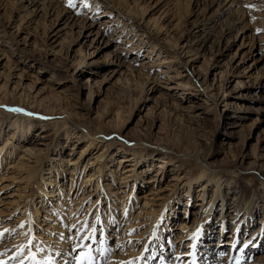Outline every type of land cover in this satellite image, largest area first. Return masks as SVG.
Masks as SVG:
<instances>
[{
  "label": "rangeland",
  "instance_id": "1",
  "mask_svg": "<svg viewBox=\"0 0 264 264\" xmlns=\"http://www.w3.org/2000/svg\"><path fill=\"white\" fill-rule=\"evenodd\" d=\"M0 1V5L2 4L1 6H3H0V22L11 25L9 33L13 38H16V40L19 41L21 47L26 46L29 50L36 52L37 55L39 54L38 56L43 60L44 66L56 70L57 74L59 73L58 75L61 76L60 80L62 81V90L68 87L72 88V75L75 78L78 77V81H80L81 85L86 83L82 94L79 95L80 103L84 104L86 107L91 104L95 111L101 114L105 112H119L122 114L121 122L128 124L127 132L129 136L127 138H133V136L130 135L133 133L132 135L143 141L144 144L153 143V135L159 131L158 128H154L153 121H157V123L161 125V131L159 134L160 140L158 142L162 146L174 150L175 155H177L174 161L178 163H175V165L178 166L179 164H182L183 169H186L180 174V177L182 178L181 181L171 180L175 172L174 169L171 170L172 167H169L166 177L164 176V178H162L163 181L161 183L163 188L166 187L168 181L171 180L170 186L167 187L168 190L163 193L167 199L160 207L159 212H157L158 214L154 217V221L149 225L146 234L141 236V244L136 249H133L130 246V243H132V241L129 240L130 237H123L124 234L128 235L124 230V227L130 224L132 220L131 218L138 209V204L142 201V195L148 190V185L145 183L148 179L153 177V174H155L158 162H155L150 169L151 171L148 172V175L144 176L145 180L142 181V184L144 183L147 187H144V185L143 187H139L140 189L137 190V197L134 195V200L138 198L136 203L137 206L130 214L128 211L124 220L120 218V213H122L121 208L128 210L129 204L135 202L134 200L128 199L127 203H122L121 198L115 195L116 190L119 188L114 190L111 197L109 196L110 199H107V196L105 195L110 191L104 186V180L105 175L111 173L110 171L105 172L101 169L100 172L102 173L100 179L96 181L94 180V182L96 185V182L99 181L100 183L97 192H101L103 189L104 193L98 196L100 199L98 204H94L93 199L89 201V204L95 205L93 210L100 209L99 211L102 214L96 216L93 221L89 218L88 222L89 228H92L93 226L95 227V242L91 244V255L94 258L95 264H194V262L195 264H264V259L260 262V259L264 257V232L263 236L260 235V225L258 224L261 220L260 218L264 217V209H261L260 213L255 214L248 212L245 213V211H242L240 214L236 212L237 215H235V212L228 209L227 213L220 215V208L218 206L215 208L216 210L214 214L209 206L206 208L204 206H198L200 205L199 203H201L198 202V200L200 199L199 195L202 188H199L198 185H194V196L191 193L188 194L190 198H193L191 200L193 205L190 204L187 209L185 203L177 205L175 210L178 215L174 217L169 226L165 228V221L162 220L166 215L170 214V206H173V204L175 205L177 199H180L178 194L184 181L183 177L185 176L186 171L191 172L192 175V173H198L201 171V166L205 167L207 165L212 170H224L225 172L219 174L220 177L224 176L231 181H237V183L244 189L246 188V191L248 192L252 189V185L258 186V180L255 175L244 174L243 170L247 171L248 168L239 166L234 168L232 166L234 163V161H232L233 156L238 154L241 150L240 141L237 140L227 146L225 150H229L231 153L230 156L226 157L224 150L218 151L219 143L225 140V136L222 135L225 124L223 122H218L214 113H206L204 111L203 102L193 100V94L198 93L199 97L200 93H202L203 87H199L195 81L192 82V76H187L188 72L180 70V68H182L181 64L177 66V63L176 66H173V68H176L177 70L170 72V76L176 77L179 75L181 78L178 80L183 79V82L188 85L184 93L181 94L179 91L183 98L181 100H173L164 90L165 84L163 82L165 77L161 78V71L165 66L164 64L159 67H151V69L141 70L140 68V64L147 62V60L155 61L157 58L161 59V56H158L157 54L158 52L153 51V44H157L159 48H162L163 51L169 53H171L170 49L174 51V48L176 47L177 49H180L182 46H187L190 49V53L187 55L183 54L181 57L185 62L189 61L194 63V79H198L200 82L206 80L207 85L211 86L214 81L213 79L216 78L215 82L216 86H218L222 73L224 72V74L228 76L227 72L225 73L226 68L232 65L234 66L233 61L238 57L237 62L243 58L241 68L239 71L235 72V75L230 77L231 82L227 86L229 87V90L237 87L239 82H247L250 86L258 79L262 67V63L256 67L253 65L255 57L250 53V49L252 47V39L255 38V40L258 41V44H260L261 37L264 35V17L256 18L254 14H252L253 12L250 8L245 5L246 0H238L232 5V8L228 13L220 15L218 13L220 3L225 2V0H111L114 4L110 3L109 0H73L72 2L76 5L75 7L69 6V0H54V2L61 3V8L66 10L71 17L76 16L77 18L86 15L89 17V21L93 20L92 22L97 26L95 29L100 27L102 30H105L104 38L99 41L94 40L93 42L94 36L91 38L85 37V32L87 31L84 29L85 26L82 22L75 23L73 21L72 24L69 25L70 28L64 27V25L59 22L60 25L57 26L54 33H51L49 27L56 18L55 15L51 18H49L48 15L47 17L44 16V13L41 11L43 0H38L37 7L39 10L36 12H32L34 10L33 6H29L28 8L25 7V9L22 8L26 4L23 0ZM47 1L49 0H45V2ZM85 2L88 7L84 6ZM22 3L23 6H21ZM117 3L123 4L122 7L117 5ZM47 4H49V2ZM129 4L131 5L132 12L130 13L132 14H128L127 12H129V10H126L127 8H125ZM112 5L114 7H112ZM106 12L107 14H105ZM206 17L212 21V24L215 27V32H211L210 29L203 31V28H201L202 32L194 33L195 31L193 32V27L195 23L197 21L203 23ZM214 17H216L215 20L213 19ZM240 21L241 23H239ZM233 22L239 23L237 30L233 35L229 34L226 39H222L221 31ZM241 29L245 32L248 31L247 37L244 38L245 33L243 35H237ZM59 30L61 33L58 34L56 43L51 45L55 39H51L48 42L47 35L52 36L55 32H59ZM47 32H49V34H47ZM143 33H145V36L141 37L140 35H143ZM251 35L253 38H251ZM127 38H129L130 42H132V40L135 41L136 39V43L140 42L142 46L140 47V52L139 50L135 51V49H133V52H128L125 56L121 57V61L124 62V65L121 64L117 68L107 67L104 62H107V56L109 53L118 48H121V50L124 48L127 50L130 49L127 47L128 44H125ZM141 39H144V41ZM96 46L101 47V49H96ZM152 51L153 53L151 54L150 52ZM8 52L13 60L20 62L19 55H13L9 50ZM93 52H95V54ZM91 55L95 59L93 58L89 61L98 60L97 67H93L90 73L79 71L80 69H83L84 65L89 63L86 58L89 56L92 58ZM149 55H151V58H149ZM31 63L32 62L30 61V64ZM145 67H147V65H145ZM68 68L69 72L67 73L66 70ZM33 71L36 73L38 72V69L35 67ZM139 71H141V73ZM0 72H2V69H0ZM3 74L4 75L0 77V89L5 92L1 95V98L7 99L8 92H6L3 85L5 82L4 79L7 75L6 70H4ZM147 74L150 78L156 76L157 79H159L160 87L155 94L148 96V99H144L142 93L143 90H146V83L153 82L152 79L143 76ZM41 76L42 79L45 80L48 79L50 74L45 73ZM175 80L176 79H172L170 82H175ZM162 93H164V96L162 95V97H159ZM204 94L205 92H203V97ZM235 94H237V92ZM62 97L65 96L62 95ZM67 97L74 98L75 100L76 96L74 91L70 90ZM141 99L142 101L139 104L138 102H140L139 100ZM234 100L236 101V99ZM159 108H162L163 110H158ZM72 110L78 112L82 117V120H73V122L67 120L68 123H63L66 126L71 127H69V134H80L82 129L90 130L92 136L102 135L107 137V140H109L107 143L113 144L117 148V150L115 149L114 151L115 153L122 152L123 149L129 150L128 147L124 145V143L127 144V139L123 138V135L112 134V132L108 130L105 131V127L101 124L91 123L90 116L86 115L84 110H79L74 107ZM148 110L151 113V116H144ZM21 115H24V113H21ZM64 118V116H61V118L59 117L56 120L62 121ZM151 119H153V121ZM190 120L195 121V123H191ZM252 121L253 119H246L244 121L245 127L249 128ZM50 123H52V120ZM5 130L10 132L8 131V124L5 125ZM39 130L40 126L33 128L31 135H36ZM51 133L54 134L57 139L54 144L56 146H52L53 150L51 149L49 154H43L45 155L43 171L39 174L41 178L35 180L36 182L33 184L32 190H34L37 183L45 182L44 174L49 166L52 165L51 158L56 155V151H60L68 146L69 141L66 139L67 136L64 135L67 134V131H63L62 126H59L57 131ZM244 134L246 135V132ZM244 134L240 135V137L244 136ZM248 138L250 139L248 146L252 147V144L255 143V138H252V135ZM6 139L7 137L5 136L0 138V140ZM70 141L71 144L69 147L62 150L63 154H61L63 158L70 154L72 148L75 155L71 156V158L78 156V154L84 150L83 141L77 142L75 137ZM179 141H181V143H179ZM224 142L226 143L227 141ZM24 144H20L19 147L22 149ZM134 145L135 144L132 146ZM71 146L73 147L71 148ZM137 148L138 147L135 149L137 150ZM97 152L98 150L93 151L94 155L92 154L93 156L90 158L92 159L93 157L95 159ZM130 154L131 153L129 152L125 153L126 156ZM14 161H16L17 164L19 159H15V157L6 159L0 166L1 172L7 176V173H5L9 172L6 169L7 165L10 162L14 163ZM116 162L110 163L107 161V166H109L110 169L117 170L119 165ZM89 163V159L86 158L83 163L84 167ZM129 165L131 164L126 163L124 167ZM137 166H139V162L137 163ZM93 167L96 169L98 168L97 165H94ZM141 170L142 169H139L140 172ZM2 173L1 175H4ZM9 174L12 176V172L8 173V177ZM13 175L15 177L12 182L10 181L8 183L5 180H3V182H1L2 180L0 181V189L5 185H9L8 189L1 192L2 195L0 196V201L10 198L9 196L12 193H18L16 190H18L19 185H22V188L25 187L23 186L24 184L18 182L24 176L20 177L16 170L13 171ZM85 175L81 176V179L76 185L77 189L83 188L85 180L88 178ZM209 176L214 175L209 174ZM248 183L251 184V186H248ZM62 184L64 189L71 184L70 176L68 174L67 178H65L60 185ZM207 188L209 189L207 190L209 194H206V199L208 200L207 197L213 195L212 192L215 190V184H212ZM21 193L25 194L26 190L23 189ZM27 193H30V191ZM58 193H60V191L56 192V194ZM62 194L64 197H68V191L62 192ZM78 195L76 196L77 199L81 198L82 193ZM232 197V193L227 195L229 203L232 201ZM11 199L12 198L9 200ZM263 200L264 199H262L260 203L261 208L264 206L262 203ZM34 202L37 201L35 200ZM204 203H206V200ZM35 205L37 208L40 207L36 203ZM54 205H56V203L51 206ZM2 206L0 207V211H2V209L4 210V207ZM49 206L50 205H47L48 209H51ZM86 207L87 206H85L84 211H81L80 214L86 215ZM61 212L69 215L70 209H64L62 207ZM94 214L90 213L89 215ZM184 215H188V221L190 220V217L196 220L193 226V231H195V233H192L186 239H184V236H186L189 231L183 230V226L186 222ZM21 216L22 213L19 211L11 216H0L4 225L8 223L15 224L13 228H8L10 230L9 233L0 230V232H3L0 233L2 234L0 235V262H3V264H23L24 261L27 263V261L30 260L26 251L19 252L18 249L14 250V247L18 245L17 243L19 242L16 237L21 233L20 231L25 228V225H20L21 221L19 217ZM36 217L32 215L29 219L28 225L30 228L28 231H30V229L33 230L31 231V236L29 238L27 237V240L29 241L32 237V245L39 244V248H41L40 246H45L56 250L58 246L56 244L58 238L61 236H67L66 242L68 247L72 249V254H67L66 257H70L72 262L67 263V260L61 259V254L60 256L58 254L59 257L56 254L57 258L54 260L58 261L57 263L53 262V264H78L77 259H74V257H77L80 249L75 246L77 236L74 227L70 228L68 231L65 229L59 232L54 229L56 225L54 224L56 223L54 218L55 215L51 214V212L49 214L41 211L39 212V216ZM79 217L80 219L75 222L74 225L78 226L83 222L82 220L85 219L86 216L83 217L80 215ZM253 222H257V226L253 227ZM61 224L63 223L61 222ZM230 224H235V226L228 229L225 225ZM219 225H222L221 227L225 228L224 241L221 243L216 242L218 243L216 246H219L221 251L212 259L206 261L207 256L203 257L205 249L212 247V243L208 238L209 235L213 234V231H210V229L215 227L216 231L220 228L218 227ZM68 226L71 227L70 225ZM254 230H257L256 236L258 238L254 237L251 240V232ZM135 233L136 232L133 231V234ZM41 234L46 237L39 241L38 235ZM51 234L52 236H49ZM228 236H230V239H227ZM49 238L51 240H49ZM233 238H236V242L234 248L231 249L229 248L230 243H228V241ZM126 240L129 241L126 242ZM253 241L254 247L253 245L249 246V244H251L250 242ZM11 243H16V245L14 244L13 246ZM144 244L145 249L143 250L142 248ZM6 245H9V247ZM32 245V251H35ZM188 245L189 248H187ZM246 246L250 247L248 251H245ZM96 249H99V251H96ZM6 250L9 251V254L4 252ZM129 250L130 252H128ZM134 250L137 252H134ZM12 252L16 255L21 253L23 258L20 256L15 258ZM11 255L13 257H11Z\"/></svg>",
  "mask_w": 264,
  "mask_h": 264
},
{
  "label": "bare ground",
  "instance_id": "2",
  "mask_svg": "<svg viewBox=\"0 0 264 264\" xmlns=\"http://www.w3.org/2000/svg\"><path fill=\"white\" fill-rule=\"evenodd\" d=\"M23 1L26 4L25 6H23L22 3V8L25 9V7L28 8L29 6H33L34 10L32 12H36L37 10H39V8L37 7V3L39 2L38 0ZM109 1L110 3L114 4V2H111V0ZM237 1L238 0H225V2L220 3L218 9L219 15L228 13L231 10L232 5L235 4ZM48 2L49 4H47ZM42 4L43 6L41 11L44 13V16L47 17L48 15V17L51 18L55 15L56 18V20H53L49 27L51 33H54V31L57 29V26L60 25L59 22H61L64 27L70 28L69 25H71L74 21L75 23L82 22L84 24L85 27H83L87 31L85 32V37L91 38L92 36H94L93 42L94 40L99 41L100 39L104 38L105 30H102L100 27L95 29L97 26H95L94 22H92L93 20L89 21L88 16L83 15L77 18L76 16L71 17V15H69L66 10L61 8V3L56 1L54 2V0H49L47 2L43 0ZM117 5L122 7L123 4L117 3ZM245 5L250 8V10L253 12L252 14H254L256 18L264 17V0H246ZM112 7L114 6L112 5ZM125 8H127L126 10H129V12H127L128 14H132L130 13L132 12L130 4L127 5ZM107 12L105 14H107ZM216 17H214L213 19L215 20ZM239 23H241V21ZM239 23L233 22L232 24H229L225 29H223L221 31L222 39H226L229 34L233 35V33L237 30V26L239 25ZM10 26L11 25L8 23L6 24L0 22V69H2V72H0V77L4 75V70H6L7 75L4 79L5 82L3 85L5 87L6 92H8L7 99L1 98V95L5 91L0 89V138H3L4 136L7 137L6 140H0V166L8 158L15 157V159H19V161L17 164L16 161H14V163L10 162L7 165L6 169L7 171H9L5 172L7 173V176L0 170V181L2 180L1 182H3V180H5L8 183L10 181L12 182L15 177L13 175V171L16 170L20 177L24 176L18 182L24 184L23 186L25 187L22 188V185H19L18 190H16L18 191V193H12L9 196L10 198H12L11 200H9L10 198H8L0 201V205H3L2 207H4V210L2 209V211H0V216H11L18 211L22 213V216L19 217L21 221L20 225H25V228L24 230L20 231L21 233L16 237L18 238L19 242L17 243L18 245L14 243L16 245L14 247V250L18 249L19 252L26 251V253H28V249L31 248L32 244H28L27 237L29 238L31 236V231L33 230L30 229V231H28V229L30 228L28 222L32 215H34L35 217L39 216V212L41 211H43V213L49 214L51 212V214L55 215L54 218L56 223L54 224L56 225L54 229L58 230L59 232L65 229L68 231L70 230V228H73L74 223L80 219V215L83 217L86 216L85 219H83L82 221L88 222L89 218L92 219L91 221H93L96 216L102 215L99 211L100 209L94 211L93 209L95 205L89 204V201L91 199H93L94 204H98L100 201L98 196L104 193L103 189L101 192H97L100 183L98 181L96 182V185L94 182V180L96 181L100 179V175L102 173L100 172L101 169H103L105 172L110 171L111 173L106 174L104 180V186H106L108 191H110L105 195L107 196V199H110L111 195H113L114 193V190L119 188L118 190H116L115 195L121 198L122 203H127L128 199L134 200V195H136L135 197H137V190L140 189V186L143 187L144 185V183L142 184V181L145 180L144 176H147L148 172L151 171L150 169L152 168V165L155 162H158V165H156L155 174H153V177L151 179H148L145 183L146 185H148V187L144 185V187H147L148 190L144 192V194L142 193L144 196L142 195V201L138 204V209L131 218L132 220L130 224L124 227V230L126 231V233H128V235L124 234L123 237H130L129 240L132 241V243H130V246L133 249H136L141 244V236L146 234L147 230L149 229V225L154 221V217L156 216V214H158L157 212H159L160 207L167 199L165 197V194L163 193L168 190L167 187L170 186L171 180L181 181L182 178L180 177V174L186 169H183L182 164H179L178 166L175 165L176 162L174 160L177 155H175L174 150L166 148L158 142L160 140L159 134L161 131V125H159L157 121L155 122L153 121V119H151L154 123V128H158L159 130L153 135V143L144 144L143 141L134 137V135H132L133 133L130 134L131 136H133V138H127L129 136L127 132L128 124L121 122L122 114H120L119 112H105L101 114L96 112L91 104L86 107L84 106V104L80 103L79 95L82 94L86 83L81 85L80 81H78V77L75 78L72 75V88L68 87L62 90V81L60 80L61 76L58 75L59 73L57 74L56 70L44 66L43 60H41V57L38 56L39 54L37 55L36 52L29 50L26 46L21 47L19 41H17L16 38H13L9 33ZM201 28H203V31L210 29L211 32H215V27L213 26L212 21L207 17L204 19L203 23H200V21H197L195 23L193 27V32L195 31L194 33H200L202 32ZM49 32H47V34H49ZM247 32L248 31L245 32L243 29H241L239 31V34L237 35H243L245 33V38L248 36ZM60 33L61 31L59 30V32H55V34H53L52 36L47 35L48 42L51 39H55L51 43V45H54L57 41L58 34ZM140 36L144 37L145 33H143V35L141 34ZM251 38H253L252 35ZM136 40H132V42H130L129 38H127L125 44H128L127 47L130 49L127 50L126 48H124L125 50H121V48H118L117 50L112 51L108 54L107 62H104V64H106L107 67L112 68H117L121 64L124 65V62L121 61L122 56H125L128 52H133V49H135V51L139 50L140 52V47L142 46L140 42L136 43ZM142 41H144V39ZM251 44L252 47L250 49V53L255 57L253 65H255L256 67L257 65L262 63L259 77L250 86L247 84V82H239L237 87L232 90H229V87L227 85L231 82L230 77L232 75H235V72L240 70L243 58H241L239 62H237L238 57L234 59V66L232 65L226 68L225 73L227 72L228 76H226L223 72L220 77V83L218 86H216V78L213 79L214 81L211 86L207 85L206 80H204V82H200V80L194 79V63H191L189 61L185 62L181 57L183 54L187 55L190 53V49L187 46H182L180 49H177L176 47L174 48V51L170 49L171 53H169L163 51L162 48H159L157 44H153V51L158 52L157 54L158 56H161V59L157 58L155 61L147 60V62L140 64L141 70L151 69V67H159L163 64L165 65L161 71V78L165 77V80L163 82L165 84L164 90L173 100L183 99L181 94L186 91L188 86L187 83L183 82V79L178 80L181 78L179 75H177L176 77L170 76L171 71L177 70L176 68H173V66H176L177 63V66L181 64L182 68H180V70L188 72L187 76H192V82L195 81L199 87H203L202 93H200L199 97L198 93L193 94V100L203 102L204 111L206 113H214V115L218 119V122H223L225 124V128L222 132V135L225 136V140L219 143L218 151L224 150L225 156H230L231 153L229 152V150L225 149L227 148V146L234 143L235 141H240L241 150L238 154L233 156L232 161H234V163L232 166L234 168L236 166L248 168L247 171L242 169L244 171V174L255 175L258 180V186L252 185V189L250 190V192H248L246 191L247 189H244L242 186H240L237 181H231L229 180V178H226L224 176L220 177L219 174L225 172L224 170H212L207 165L205 167L201 166V171H199L198 173H192V175L191 172L186 171V174L183 177L184 181L180 187V191L178 194V197L180 199H177L175 205L173 204V206H170V214L166 215L162 220L165 221V228L169 226L170 222L173 221V218L178 215L176 214L175 210L177 205L185 203L186 209L190 206V204L193 205V203H191V200L193 198H190L188 194L191 193L194 196V185H198L199 188H202L200 190L199 195L200 199L198 200V202L201 203H199L200 205L198 206H204L205 208L209 206L214 214L216 210L215 208L218 206L220 208V215L227 213L228 209L232 212H235V215H237V213L240 214L242 211L251 214L260 213V210L264 209V206L262 208L260 206L262 199H264V35L261 37L260 44H258V41L255 40V38L252 39ZM97 46L96 49H101V47ZM8 50L13 55H19L20 62L13 60L12 57L9 55ZM153 51L150 53L152 54ZM93 53L95 54V52ZM149 56V58H151V55ZM93 58L94 57L90 58L89 56L86 58V60L89 61ZM30 61L32 62L31 64ZM97 65L98 60H92L91 62L89 61L88 64L84 65L83 69H80L79 71H85L83 73H90L92 71V68L97 67ZM145 65H147V67H145ZM35 67L38 69V72L36 73L33 71ZM66 72H69V68L66 70ZM139 72L141 73V71ZM45 73L50 74V76L48 77V79L43 80L41 75ZM143 76H145L146 78H150L148 74ZM150 79L153 80L152 83L145 82L146 90H143L142 93L144 99H148V96L155 94L158 88L160 87L159 79H157L156 76L151 77ZM172 79H176L175 82H170V80ZM70 90L74 91V94L76 96L75 100L74 98L67 97L68 92ZM179 91L181 92V94ZM203 92H205L204 97ZM236 92L237 94H235ZM163 94L164 93H162L159 97H162ZM62 95H64L65 97H62ZM142 99L139 100V104L141 103ZM234 99H236V101ZM73 107L79 110H84L86 112V115L90 116L91 123L99 125L101 124L103 127H105V129L103 128L105 131L108 130L112 132V134L123 135V138L127 139V144L124 143V145H126L129 150L123 149L122 152L115 153L114 151L115 149L117 150V148L113 144L107 143L109 141L107 140V137L102 135L92 136L90 130L82 129L80 134H69L70 126H66L63 123H68V121L73 122V120H82L80 114L72 110ZM10 108H19L24 111L12 112L8 110ZM161 109L162 108H159L158 110ZM24 112L31 113L32 115H21V113ZM145 115L151 116L149 110L146 114H144V116ZM61 116H64L65 118L62 119V121H57L56 119L59 117L61 118ZM246 119H253L249 128L245 127L244 125V121ZM51 120L52 123H50ZM191 123H195V121H191ZM7 124L9 126L8 131L10 132H7L5 130V125ZM37 126H40V130L36 133V135L34 134L32 136L31 134L33 132V128H36ZM59 126L63 127V131H67V134L64 135L67 136L66 139L69 142L68 146H66L65 148L69 147V145L71 144L70 140L75 137L77 142H84H82L84 144V150H82V152H80L78 156L72 158L71 156L75 155L73 153V146H71L72 150H70V154H68L65 158H63L62 156V150H65V148L61 149L60 151H56V155L51 158L52 165L49 166L46 173L44 174L45 182L37 183L34 190H32L33 184L36 182L35 180L41 178L39 174L43 171L45 156L43 154H49L52 149V146L57 141L54 134H52L51 132L57 131L59 129ZM245 132L246 135L244 134ZM242 134H244V136L240 137V135ZM251 135L252 138H255V143L252 144V147H249L248 144L250 139L248 137H250ZM224 141L227 142L225 143ZM179 143H181V141H179ZM20 144H24L22 149L19 147ZM133 144L135 145L132 146ZM136 147H138L137 150L135 149ZM97 150V156L95 157V159L93 157L91 159L90 157L94 155L93 151ZM127 152L131 154L126 156L125 153ZM86 158L89 159L90 163L84 167L83 163L85 162ZM107 161L110 163H114L117 161L116 163H118L119 165L117 170L110 169V167L107 166ZM138 162L139 166H137ZM126 163H130L131 165L124 167ZM94 165H97L98 168L96 169L95 167H93ZM169 167H172L171 170L174 169L175 172L172 176V179L168 181L167 186L163 188V185L161 183L163 181L162 178H164V176L166 177ZM139 169H142L141 172L139 171ZM11 172L12 176H10L9 174L8 177V173ZM1 173L4 175H1ZM67 174L70 176L71 184L64 189L63 184H60L65 178H67ZM209 174L214 176H209ZM83 175L87 176L88 178H86L83 188L77 189L76 185L81 179V176ZM212 184H215V190L214 192H212L213 195L211 197H207V200L206 194H209L207 192V190H209L207 187ZM247 185L251 186V184L249 183ZM8 187L9 185H5L2 187V189H0V196L2 195L1 192L8 189ZM23 189L26 190L25 194L21 193ZM28 191H30V193H27ZM57 191H60V193L56 194ZM65 191H68V197L63 196L62 192ZM80 193H82V196L81 198L77 199L76 196ZM231 193L233 194V199L231 198L232 201L229 203L227 195H230ZM137 199L134 200L135 203L129 204L128 210L125 208H121L122 213H120V218H122V220L126 218L128 211L130 214L135 209V207L137 206ZM35 200L37 202H34ZM205 200L206 203H204ZM35 203L40 207L37 208ZM54 203H56V205L51 206ZM262 203L264 205V200ZM47 205H50L49 207L51 209H48ZM85 206H87V210L85 212L86 215H82L80 214V212L84 211ZM62 207L64 209H70L69 215L65 214L64 212H61ZM90 213L94 215H89ZM184 217L186 218V222L183 226V230L189 231V233L184 236V239H186L192 233H195V231H193V226L196 220L190 217V220L188 221V215H184ZM260 219L261 220L258 224L260 225V235L263 236L264 217ZM61 222L63 224H61ZM68 225H70L71 227H69ZM14 226L15 224L13 223H8L4 225L3 220L0 219V230H4L3 232L9 233V229L13 228ZM221 226L222 225H219L218 227L220 228L216 231L215 227L213 229H210V231H213V234L209 235L208 238L209 241L212 243V247L205 249L203 257L207 256L206 261H209L214 256H216L218 252L221 251L219 246H216V244H218L216 242L221 243L224 241L225 238V228ZM225 226L228 229H231L233 226H235V224ZM254 226H257V222H253V227ZM133 231L136 233L133 234ZM251 233V240L254 237H257V230H254ZM49 236H52V234ZM45 237L46 236H43L42 234L38 235V240L40 241ZM50 238L49 240H51ZM66 238L67 236H61L58 238V241L56 243L58 246L56 250H53L50 247L40 246L43 251H37L35 247V251H33L38 252L37 258L45 259L50 257L51 260L56 263L58 260L54 259L57 258L58 254L59 256L61 254L62 260H67V263H71V258L66 257L67 254H72V249L68 247ZM227 239H230V236H228ZM30 240H32V237ZM129 240H126V242H128ZM235 242L236 238H233L228 241V243H230L229 248L233 249ZM250 243L251 244H249V246L253 245L254 247V241ZM14 244L12 245L14 246ZM6 246L9 247V245ZM249 246H246L245 251H248L250 249ZM187 248H189V245ZM142 249H145V244ZM4 252L9 254V251L7 250ZM128 252H130V250ZM134 252L137 251L134 250ZM20 254L21 253H19L18 255L14 254V257L17 258L20 256L23 258L22 254ZM12 255L11 257H13ZM263 259L264 257L260 259V262H262ZM28 262L29 261H27L26 263V261H24V263L26 264H29Z\"/></svg>",
  "mask_w": 264,
  "mask_h": 264
},
{
  "label": "snow or ice",
  "instance_id": "3",
  "mask_svg": "<svg viewBox=\"0 0 264 264\" xmlns=\"http://www.w3.org/2000/svg\"><path fill=\"white\" fill-rule=\"evenodd\" d=\"M69 6L75 7L76 5L72 2V0H69ZM85 7H88L87 3H84ZM12 112H23L24 110L19 108H10L8 109ZM25 115H32L31 113L24 112ZM75 229V233L77 236L76 240V248L80 249L77 257H74V259H77L78 264H95L94 258L91 255V244L95 242V227L89 228L88 221L81 222L78 226H73ZM2 235V234H0ZM28 244H32V241L29 240ZM32 247H35L37 251H43V249L39 248L38 245H32ZM96 251H99V249H96ZM28 255L30 257L29 264H53V261L50 257L45 259L37 258V252L32 251V248L28 249ZM0 264H3V262H0Z\"/></svg>",
  "mask_w": 264,
  "mask_h": 264
}]
</instances>
